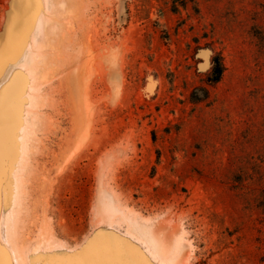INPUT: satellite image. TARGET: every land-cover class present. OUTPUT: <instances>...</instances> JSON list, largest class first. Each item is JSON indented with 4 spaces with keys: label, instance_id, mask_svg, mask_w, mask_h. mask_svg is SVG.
<instances>
[{
    "label": "rangeland",
    "instance_id": "rangeland-1",
    "mask_svg": "<svg viewBox=\"0 0 264 264\" xmlns=\"http://www.w3.org/2000/svg\"><path fill=\"white\" fill-rule=\"evenodd\" d=\"M0 160L10 264H264V0H0Z\"/></svg>",
    "mask_w": 264,
    "mask_h": 264
},
{
    "label": "bare ground",
    "instance_id": "bare-ground-1",
    "mask_svg": "<svg viewBox=\"0 0 264 264\" xmlns=\"http://www.w3.org/2000/svg\"><path fill=\"white\" fill-rule=\"evenodd\" d=\"M24 76H26V75H24ZM47 76V75H46ZM45 76V77H46ZM20 80H22V79H20ZM31 84V83H30ZM117 86V85H116ZM26 102H27V99H26ZM19 103V102H18ZM17 103V104H18ZM25 103V102H24ZM20 106V105H19ZM19 106H17V107H19ZM18 109H21V108H18ZM23 112V111H22ZM19 116V115H18ZM22 122H23V120H22ZM19 126H20V124H19ZM21 126H22V124H21ZM17 138H18V134H17V136H16ZM20 137V136H19ZM15 141V140H14ZM18 141V140H17ZM10 142V141H9ZM16 144H17V142H16ZM10 147V146H9ZM14 149V148H13ZM11 154V153H10ZM16 157H18V156H16ZM16 161H17V159H16ZM15 161V162H16ZM13 166V165H12ZM7 179H8V176H7ZM7 183H9V182H7ZM13 187V186H12ZM12 189H14V188H12ZM10 191H11V189H10ZM5 193V192H4ZM15 193V192H14ZM7 196V195H6ZM141 226H142V223H141ZM144 233H145V236H146V238L148 239V241H149V243H150V245H151V247H152V249H153V251H154V254L157 256V258L161 261V262H164V264H173V261H171V260H169V259H171L170 257H169V254H171L170 253V248H171V245L172 244H170L171 242H172V240H171V242L169 241V239L166 237V236H160V235H158L157 233H155V232H153V231H151V230H149V229H146L145 231H144ZM174 246H172V248H173ZM172 250H174V249H172Z\"/></svg>",
    "mask_w": 264,
    "mask_h": 264
},
{
    "label": "trees",
    "instance_id": "trees-1",
    "mask_svg": "<svg viewBox=\"0 0 264 264\" xmlns=\"http://www.w3.org/2000/svg\"><path fill=\"white\" fill-rule=\"evenodd\" d=\"M211 72L213 76V82L218 81L220 78L222 68L220 62L216 59H213L212 66H211Z\"/></svg>",
    "mask_w": 264,
    "mask_h": 264
},
{
    "label": "water",
    "instance_id": "water-1",
    "mask_svg": "<svg viewBox=\"0 0 264 264\" xmlns=\"http://www.w3.org/2000/svg\"><path fill=\"white\" fill-rule=\"evenodd\" d=\"M3 160H0V184H1V175H2V170L1 168L3 167ZM0 264H10L8 261V258L6 256V253L3 251V249L0 246Z\"/></svg>",
    "mask_w": 264,
    "mask_h": 264
}]
</instances>
